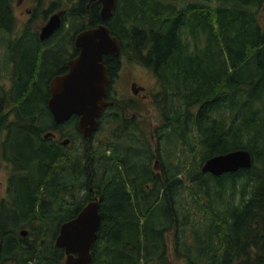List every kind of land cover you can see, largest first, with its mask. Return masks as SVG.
<instances>
[{
  "label": "trees",
  "instance_id": "1",
  "mask_svg": "<svg viewBox=\"0 0 264 264\" xmlns=\"http://www.w3.org/2000/svg\"><path fill=\"white\" fill-rule=\"evenodd\" d=\"M69 1L47 56L24 52L0 87V264H63L58 227L94 195L100 219L88 264H173L165 234L183 264H264V0H115L103 23L120 55L158 82L160 123L147 136L146 121L127 115L132 105L112 100L79 155L42 138L73 140L64 127L74 131L76 116L52 122L47 81L59 73L63 41L101 23L97 1ZM9 2L0 0V17L10 18ZM110 57L113 79L119 63ZM104 123L113 129L97 139ZM235 149L249 151L248 168L200 171Z\"/></svg>",
  "mask_w": 264,
  "mask_h": 264
},
{
  "label": "water",
  "instance_id": "2",
  "mask_svg": "<svg viewBox=\"0 0 264 264\" xmlns=\"http://www.w3.org/2000/svg\"><path fill=\"white\" fill-rule=\"evenodd\" d=\"M99 3L98 15L101 23L77 32L73 45L78 49L75 57L67 62V70L52 76L47 84L45 101L51 120L60 125L71 116H76L75 129L81 138H90L97 127V118L103 107L111 104L105 101L108 76L104 65V54L117 55L118 39L110 34L103 23L112 14L115 0H89ZM60 13L49 16L40 28L38 37L44 39L60 26ZM47 131L42 138L52 137ZM68 138L60 140L61 145L68 143ZM251 165V155L246 149H235L206 158L200 166L201 172L218 176L223 173L246 169ZM98 200L87 201L70 219L62 222L54 238V245L64 252L63 264H88L90 246L95 240L99 226ZM21 236L26 230L19 231Z\"/></svg>",
  "mask_w": 264,
  "mask_h": 264
},
{
  "label": "rangeland",
  "instance_id": "3",
  "mask_svg": "<svg viewBox=\"0 0 264 264\" xmlns=\"http://www.w3.org/2000/svg\"><path fill=\"white\" fill-rule=\"evenodd\" d=\"M14 1L11 0L12 10L14 13V16L16 18V27L15 30L12 31V34H7L5 32H0V87L1 88H7L9 84V68L8 64H3L2 62L8 57V53L4 50L5 44L7 39L14 38L17 36L20 32L19 28H21V23L26 20V16L21 13L22 10L27 7V3H24L21 7H15ZM40 1H46V5L48 4L47 1L49 0H40ZM43 2L42 5H43ZM56 5H58V9L55 11H66L67 7L70 4L69 0H63V1H56ZM41 25L40 19H37L33 24V30H38L39 26ZM71 33V31H69ZM127 59V60H126ZM122 65H120V70H118L117 75L113 79L110 85V96L112 100L115 101H124L125 103H129L132 106L128 109L127 115L134 114L138 119H143L146 121V129L148 131L147 136L149 135V132H151V129L155 126H158L160 123V117L157 112V110L153 107L151 102V96L158 90V82L154 78V76L151 74L150 71L143 68L139 64H136L132 60H129L127 57H122ZM2 63V65H1ZM135 82L137 86L142 87V91L138 93V95H133L129 89V83ZM108 129H113V126L106 125L105 123L102 126L101 133H97L95 136L97 139L103 140L106 135H108ZM76 130V129H75ZM74 130V131H75ZM73 131V127H64V132L68 135H72L73 140L69 141V145H65L64 147L70 151L72 150V153H75L74 155H79V149L83 147L84 141H82L81 136L76 134ZM105 135V136H104ZM63 138H69L67 136H64L62 138L57 136L56 139H63ZM103 138V139H102ZM67 146V147H66ZM153 148V146L151 145ZM74 151V152H73ZM151 168L155 172H159V166L157 165L156 159L154 158L151 162ZM5 183H6V170L5 166L2 162H0V197L5 196ZM82 195V194H80ZM165 238L167 240L168 245V256L170 258V261L173 264H183L181 260H175L173 258V252H172V238L170 234H165Z\"/></svg>",
  "mask_w": 264,
  "mask_h": 264
},
{
  "label": "flooded vegetation",
  "instance_id": "4",
  "mask_svg": "<svg viewBox=\"0 0 264 264\" xmlns=\"http://www.w3.org/2000/svg\"><path fill=\"white\" fill-rule=\"evenodd\" d=\"M41 2H43V1H40V0H15L14 1V6L17 7V8L21 7L24 3H27V7H25L22 10V12H21L27 18H26V20H24V22L21 23V28H19V30H20L19 34L17 36H15L14 38L7 39L6 44H5L4 50L8 53L7 46L9 47L8 56L11 58V62H9V64H8V66H10L9 73H8L9 76L14 74V72L16 70V62H17V69H19V67H20V59H19V57L24 52L30 53L31 51H36V53L38 52L39 56H41V57L45 56V55L47 56V54H48L49 44H48L47 40L49 39V37L55 31H53L49 35V37H46V38H44L42 40L39 39L38 34H39V31H40V28L45 24V22L48 20L49 16L51 14L59 12V11H55V10L58 9V5H56V3H55L56 1L49 0V1H47V3H48L47 5H46V1L43 2V5H42ZM9 5H10L9 6L10 7V18L7 19V17H4V18L0 17V22H2V23H0V25L9 26L10 27V31L7 34H12V31H14L15 27H16V18L14 16V13H13V10H12L11 0L9 2ZM59 13H60V22H61L62 15H63L64 11H61ZM37 19H40L41 25L39 26L38 30L34 31L32 28H33L34 22ZM83 29H85V28H83ZM83 29H80L79 31H81ZM79 31H77V32H79ZM74 35H73V37H74ZM22 36L29 37V39H23ZM63 42L64 43H62V45L59 46L60 49H58L57 57H58L59 61H56V63L54 64L55 68H57L59 73H53L50 76V78L52 76H54V75H58V74L64 73L67 70V62L70 59H72L73 57H75L77 55V53H78V49L75 48L74 45H73V38H72L71 42L67 46H66V41H63ZM56 46H58V45H56ZM25 48H27V49L25 50ZM109 56H111V55L104 54V56H103L104 65H105V68H106L107 76L109 75V69H111V66H112V68L114 67V65H110V63L112 62L111 59H109L107 61V63H106V59H107L106 57H109ZM111 57L112 58H114V57L118 58V63H119L118 70H120V65H122L121 58L124 57V56L120 55V45H119V51H118L117 55L111 56ZM62 64H64V66L60 67V69H59V66L62 65ZM118 70H117V72H118ZM117 72L114 75V78L117 75ZM108 78H109V80H108V83L106 85L104 99H105V101L111 102V104L108 105V106H113L112 98H111V96L109 94H110V85H111V82L113 81L114 78L112 79L109 76H108ZM129 89H130V91H131V93L133 95H138V93L140 91H142L143 88L140 87V86H137L135 84V82H130L129 83ZM57 136H58V134L53 132V136L51 138L56 139ZM83 139H85V138H83ZM68 143H69V141H68ZM94 196H92V199H93Z\"/></svg>",
  "mask_w": 264,
  "mask_h": 264
},
{
  "label": "bare ground",
  "instance_id": "5",
  "mask_svg": "<svg viewBox=\"0 0 264 264\" xmlns=\"http://www.w3.org/2000/svg\"><path fill=\"white\" fill-rule=\"evenodd\" d=\"M89 140V139H88ZM69 145V144H68ZM67 147V146H66Z\"/></svg>",
  "mask_w": 264,
  "mask_h": 264
}]
</instances>
